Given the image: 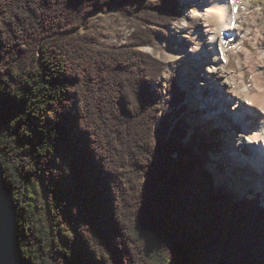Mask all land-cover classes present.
<instances>
[{"label": "trees", "instance_id": "16d2710c", "mask_svg": "<svg viewBox=\"0 0 264 264\" xmlns=\"http://www.w3.org/2000/svg\"><path fill=\"white\" fill-rule=\"evenodd\" d=\"M112 5L136 22L124 47L92 28ZM179 12L177 0H0V165L25 264H264L261 196L216 186L219 143L184 144L185 95L173 76L160 102L164 64L137 49Z\"/></svg>", "mask_w": 264, "mask_h": 264}, {"label": "rangeland", "instance_id": "374dc122", "mask_svg": "<svg viewBox=\"0 0 264 264\" xmlns=\"http://www.w3.org/2000/svg\"><path fill=\"white\" fill-rule=\"evenodd\" d=\"M243 1L247 2L248 0H243ZM249 1H250V7L252 6L251 9L249 8L250 11L255 10L254 9L255 7H259L262 13L261 17L260 16L257 17L254 15L255 17L254 20H256L254 22H256V24H254L253 22L254 24L252 25L253 29L250 32L252 35L258 34V38L256 41L257 46L252 47L251 45L252 43L251 42L249 43L248 39L245 38V35L248 33L250 26H246V24L248 25V23L244 21H243V25L241 29L242 34H243V36L241 37V40L243 41L242 45H243V49L246 50V54H248V56L251 58L252 57L255 58V56H257V53L259 51H262V49L264 50V0H249ZM178 3H179V8H180L178 18L176 20H173L171 24L167 26L165 30V34L167 35L165 36V38L159 35L158 33V36H159L158 40H156L152 44H148L147 46H142V47L137 48L141 52L149 54L151 57H153L154 59L164 64L163 71L153 83L152 88L162 94V97L159 99V101L165 102V99L172 97L171 95L172 93L169 91V86L173 79V76H175V83H176L177 88L179 89V91L183 92V94L185 95V101L182 104H185V106H188L187 109L189 111V112L187 111L185 114L180 116V117H183L181 119L185 120L183 122V125L187 128V133L184 138V144L187 146L189 145L190 136H191V139H193V141H196L197 136L194 133L197 130V128H200V127L203 128L202 130V132L204 131V134H202L203 137L209 135L210 132L217 130L218 133H216L217 137L215 138H218L217 142L219 143V147H218L219 149L210 154L212 158H214L215 162L212 161L208 165V169L211 170L214 174L216 186L225 188L228 193L235 194L236 200H240V199L242 200L246 198L253 199L254 195L258 194L261 196L262 205H264V193L259 192L255 185H249L248 191H246L247 193L245 195H241L240 193L241 192L239 190L240 183L247 184L245 180L249 179V177L243 176V173L241 172V170L245 171L246 166L248 167V165L250 164H255V158H256L255 156L257 155H258V158H256V160L257 161L261 160V163H260L261 165H259L260 166L259 168L260 170L263 169L264 168V154H263L264 149L261 146V150L259 151V149H257V146L254 145L252 149H249L248 147H246V150H244V147L243 146L240 147V145L238 144L237 139L240 134L238 130H240V128L242 127L233 128V124L235 123V121L232 120L233 115L230 114L234 112L232 110V107L236 104V100L232 94H227L226 93L227 90H225V88L226 89L227 88L234 89V87L238 88L237 84H240L242 88H245L246 87L245 84H247L246 81L248 82L250 80L251 75H249L248 73L244 74L245 84L242 83L238 77H236V82L233 83V86L219 85L220 82L217 79V75L211 74L209 72V70H212L209 68L210 66H213V68H216L215 71L218 70V66L215 63H212L209 57H206L208 54L206 51H204V48L208 50V52L212 53V50L206 46H204L203 49L200 47L202 49L200 51H203V59L205 58L203 61H206V62L209 61V62H207L206 65H201L202 61L199 60L198 61L199 66L193 65L192 64L193 61L191 60V57H192V54H191L192 46L190 45L191 42L189 43L184 40H186L185 38L188 37L189 35L191 36V32H192L191 31V26H192L191 19H193V17L199 12L202 6L201 4L203 3H202V0H178ZM116 8L117 7L115 5L108 7L107 8L108 10L105 11V14H103L102 16H96L95 18H93L91 21V24L93 26L92 28L96 29V33L100 35L101 44L107 45V46L117 45V47H124L128 45L131 41L132 33L134 31V26L136 22L133 21L132 19H128L120 15L117 16L118 11L116 10ZM241 9L242 8L240 7L238 8V11L240 13L238 21L244 20V16L241 17V15H243V13L246 12L243 9L242 10ZM184 22H187L186 25L188 26V28H185L183 30L184 32H182V30L179 29V26L183 25ZM196 25H198V27L200 26L199 23H196ZM150 28L156 31L159 30L157 27L153 25H150ZM199 28L201 30V26ZM238 38L239 37H234L226 44L225 53H224L228 59V63H226V66H224L225 70L228 71L230 69H233V71H235V74H236L235 76H237V70L234 68H237V61L244 58V55H242V53H236V51L233 50L235 42L238 40ZM234 39H237V40L234 41ZM231 41H234V42L231 43ZM147 47L154 48L155 54L146 51L145 49ZM215 51L217 52V54H220L219 48L217 46L215 47ZM168 58H172L176 62L174 64H170L168 62ZM194 66H196L195 69L193 68ZM260 72H262L263 75L260 73L258 75V73L256 72L258 75V78H260L261 75L264 77L263 68H260ZM193 75L199 78L198 81L197 79L195 82L191 80L190 77ZM207 76H211L210 79H212V81H210L209 86L208 87L206 86V87L213 90V83L215 82L216 86H214V88L215 89L217 87L218 89L222 88V91H223L222 95L227 96L226 98L228 100L230 98L229 101H231L229 102V104L227 100L223 101V104L225 105V111H223V114L221 115L219 114L216 117H215V114L211 115L209 113L206 114L203 112L204 110L207 109V107H205L206 103L203 102V99L207 98L206 95L208 94V92H206L205 87L201 84H204V80L206 79ZM201 79L203 82L200 81ZM199 81H200V84H199ZM194 83L196 86L201 85L199 93L197 91H194V95L197 96L196 99L199 103V107L202 110L201 113H198V111L195 110V106L197 107V105H194V102H193L194 98H192V92L190 91V89L192 88V84ZM218 101H219V98H218ZM179 107H181V105ZM249 107L250 108H247L248 112H250V110L256 111L254 110L255 108L253 109V107L252 108L251 106ZM172 109L173 108H171L170 111H172ZM201 116L204 118H200ZM175 122H177V119L174 120V123ZM205 138H206L205 139L206 144H208V142H211L213 140V139L207 140L208 138L207 137ZM196 145H201V144L197 141ZM196 145L191 147V149H195V147H197ZM241 156L243 159L241 158ZM11 159H16L15 155H13ZM218 162L222 163L224 167V170L220 174L217 173L216 171ZM244 164L245 166L242 167ZM18 167L19 166L15 163L13 165V168L11 169L7 168L8 169L7 172H10L12 179H15L13 171L15 170V168H18ZM13 183L15 187L18 186V183L16 181H14ZM27 239H30L29 235H27Z\"/></svg>", "mask_w": 264, "mask_h": 264}, {"label": "bare ground", "instance_id": "6f19581e", "mask_svg": "<svg viewBox=\"0 0 264 264\" xmlns=\"http://www.w3.org/2000/svg\"><path fill=\"white\" fill-rule=\"evenodd\" d=\"M202 3L203 4H201L202 6L199 12L193 17V19H191L192 32L191 36L189 35L190 38L188 36L185 38L186 40L183 39L186 42H191L190 45L192 46V53H194L195 59L193 60V65L199 66L198 61L204 60L203 57L198 56V52L202 50L204 46H206L209 47V49H211L213 52L210 53L204 48V51H206L208 54L206 57H209L210 61L218 66V70L216 71V68L210 66L209 68L212 70H209V72L211 74L217 75V79L220 82L219 85L233 86V83L236 82V77H238L239 80L244 83V74L248 73L249 75H251L250 80L248 82L246 81L247 84L244 83L246 86L245 88H242L240 84H237L239 89L234 87L236 88L238 94H235L236 91L234 93V89L231 88H225V90H227V94H232L236 100V104L232 107V110L234 112L230 114L233 115L232 120L235 121V123L233 124V128L242 127L240 128V130H238L240 134L237 139L240 147L243 146L244 150H246V147L252 149L254 145H257V148H260L261 146L264 148V77L262 76L263 73L260 72V68L264 69V50L262 49V51H259L257 53V56H255V58L252 57L254 58L252 59L248 56V54H246V50L243 49V41L241 40V37L243 36L241 29L244 21L248 23V25L245 23L246 26H250L248 33L245 35V38L248 39L249 43H252V47L257 46L256 41L258 38V34L252 35L250 32L253 29L252 25L256 24V22H254L256 21L254 20V15L257 17H261V9L259 7H255V10L250 11L249 8L251 9L252 6L250 7L249 0L247 2H244L243 0H202ZM239 7L246 11L243 13V15H241V17L244 16V20L242 21H238L240 16V13L238 11ZM196 23L200 24L201 30L199 28L200 26L198 27ZM186 24L187 22H184L183 25L179 26V29L182 30V32H184L183 30L185 28H188ZM234 37L239 38L238 40L234 39V41H237L235 42L233 50L236 51V53H242V55H244L243 59L237 61V68H234L237 70V76H235L236 74L233 69H230L231 71H227L224 67L226 66V63H228V59L224 54L225 46ZM234 41H231V43ZM216 46L219 48L220 54H217V52L215 51ZM145 50L155 54L154 48L147 47ZM201 52L203 53V51ZM168 62L170 64H174L176 61L172 58H168ZM256 72L258 73V75L259 73L262 74L260 78H258ZM210 77L211 76H207L204 80V84H201L205 87L206 92H208V94L206 95L207 98L203 99V102L206 103L205 107H207V109L203 112L206 114L209 113L211 115L215 114L216 117L219 114H223V111H225V105L223 104V101L227 100L228 104L231 101H229V97L228 100L226 98L227 96L222 95V88H214V86H216L215 82L213 83V90L206 87L209 86L210 81H212ZM200 81H202V79ZM249 106H251V108L253 107V109L255 108L254 110L256 111L250 110V112H248L247 108H250ZM200 118L204 117L201 116ZM215 137H217V135H215ZM255 157L258 158V155ZM256 158L255 164H250L248 165V167L246 166L245 171L241 170L244 177H249L248 180H245L247 184L240 183L239 185L241 195H245L247 193L246 191H248L249 185H255L259 192L264 193V172L259 171L261 160L257 161ZM244 166L245 164L242 167Z\"/></svg>", "mask_w": 264, "mask_h": 264}, {"label": "water", "instance_id": "95a60500", "mask_svg": "<svg viewBox=\"0 0 264 264\" xmlns=\"http://www.w3.org/2000/svg\"><path fill=\"white\" fill-rule=\"evenodd\" d=\"M17 209L0 165V264H25L18 247Z\"/></svg>", "mask_w": 264, "mask_h": 264}]
</instances>
